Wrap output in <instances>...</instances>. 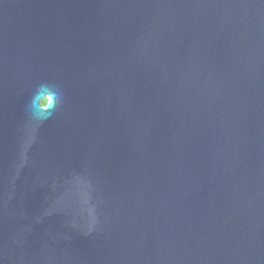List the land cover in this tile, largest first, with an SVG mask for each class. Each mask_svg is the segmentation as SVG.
<instances>
[{
	"label": "water",
	"instance_id": "water-1",
	"mask_svg": "<svg viewBox=\"0 0 264 264\" xmlns=\"http://www.w3.org/2000/svg\"><path fill=\"white\" fill-rule=\"evenodd\" d=\"M0 264H264V0H0Z\"/></svg>",
	"mask_w": 264,
	"mask_h": 264
},
{
	"label": "clouds",
	"instance_id": "clouds-1",
	"mask_svg": "<svg viewBox=\"0 0 264 264\" xmlns=\"http://www.w3.org/2000/svg\"><path fill=\"white\" fill-rule=\"evenodd\" d=\"M64 93L57 83H41L25 106L30 121L37 125L50 119L63 107Z\"/></svg>",
	"mask_w": 264,
	"mask_h": 264
}]
</instances>
